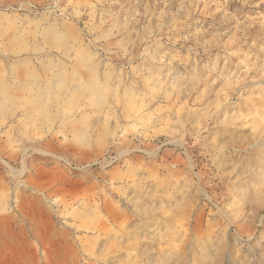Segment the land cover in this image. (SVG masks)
I'll return each mask as SVG.
<instances>
[{
    "label": "rangeland",
    "instance_id": "1",
    "mask_svg": "<svg viewBox=\"0 0 264 264\" xmlns=\"http://www.w3.org/2000/svg\"><path fill=\"white\" fill-rule=\"evenodd\" d=\"M0 264H264V0H0Z\"/></svg>",
    "mask_w": 264,
    "mask_h": 264
}]
</instances>
